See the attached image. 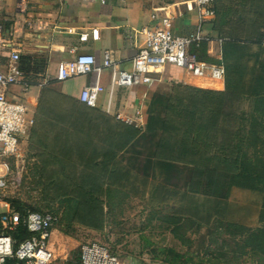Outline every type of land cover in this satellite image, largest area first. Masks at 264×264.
<instances>
[{
  "label": "crops",
  "instance_id": "obj_1",
  "mask_svg": "<svg viewBox=\"0 0 264 264\" xmlns=\"http://www.w3.org/2000/svg\"><path fill=\"white\" fill-rule=\"evenodd\" d=\"M27 2L28 13L21 14L18 9L19 5H23L21 0H0V27L3 29V39L0 37V41H12L21 56L44 65L45 76L52 81L51 88L69 95L74 101L84 104L79 98L81 91L85 88L94 90L92 105H84L87 106L85 110L94 108L95 113L68 115L60 121L61 127H66L65 123L69 121L77 122L78 130L75 132L82 139H90L93 143V146L88 147L85 144L84 151H80L81 155L72 153L71 161H77L80 169L126 168L146 176L154 184L187 193L186 197L191 200L205 197L189 194L193 166L158 160L155 157L166 108L178 85L230 91L245 97L264 96V42H252L243 28L255 24L258 15L264 17V5H250V0H215L216 18L206 25V31L213 41L201 46L206 52L200 60L209 64L222 62L226 70L228 67V74L229 62L235 57L238 66L248 67L252 63L253 73L259 74L252 86L247 87L245 82L238 79L230 85L227 74L223 81H212L207 78L197 79L189 71L167 66L153 71V81L149 85L116 87L111 91L110 68L58 82L55 79L58 66L63 61H73L82 53L94 55L101 66L105 51H110L117 69L130 71L132 59L143 45L141 29L153 25L155 15H175L176 34L187 35L196 29L197 11L191 8L188 0H112L107 5L87 0ZM25 17L45 23L43 31L36 34L22 32L11 37V21ZM92 29H98V39H93ZM81 34L89 36L87 41L80 40ZM219 38L226 40L220 43ZM1 43L0 59L6 60L10 48H5V44ZM246 72L248 73L247 70ZM43 89L32 86L23 94L20 86H13L9 95L12 100L23 101L28 106L30 115L36 109ZM137 112H140V116ZM119 115L121 118H136L140 126L125 123L118 118ZM122 126H134L141 133L126 148L119 150L117 146H112V140L117 139L118 129ZM205 199L213 204L211 211L206 212L210 219L219 218L222 224L237 225L251 231L264 227V194L261 191L235 186L227 199ZM131 264L138 263L133 261Z\"/></svg>",
  "mask_w": 264,
  "mask_h": 264
},
{
  "label": "rangeland",
  "instance_id": "obj_2",
  "mask_svg": "<svg viewBox=\"0 0 264 264\" xmlns=\"http://www.w3.org/2000/svg\"><path fill=\"white\" fill-rule=\"evenodd\" d=\"M250 2L264 5V0ZM263 20L258 15L255 24L243 27L252 42H264ZM236 59L229 62V74L227 67L229 84L238 79L247 87L252 86L259 74L253 73L252 63L241 67ZM247 99L246 108L253 104L252 100L256 101L251 110L259 122L256 129L248 124L247 131H257L264 139V97ZM51 102L57 108L48 105L45 113L55 114L45 115L40 101L30 112L20 155L6 159L7 187L0 193V199L11 206L51 211L59 216L60 223L54 227L50 241L49 264H79L81 247L88 242L105 245L121 264H264V233L222 224L219 218L210 219L206 212L211 211L213 204L205 197L191 200L183 192L154 184L146 176L130 171L124 174L123 169L115 171L118 181H107V185L94 178L92 170L78 168L77 161L68 159L69 150L65 155L57 152L59 146L54 140L63 135L72 137L71 141H81L80 135L72 131L77 130L78 123L69 121L65 123L68 128H62L52 119L95 113L94 108L85 110L86 105L75 101ZM252 142L242 148L264 153V144ZM76 147L72 151L78 155L85 148ZM91 192L102 202H90L91 195L87 193ZM99 212L103 213L101 223L89 218L99 216Z\"/></svg>",
  "mask_w": 264,
  "mask_h": 264
},
{
  "label": "built area",
  "instance_id": "obj_3",
  "mask_svg": "<svg viewBox=\"0 0 264 264\" xmlns=\"http://www.w3.org/2000/svg\"><path fill=\"white\" fill-rule=\"evenodd\" d=\"M19 12L27 14L28 2L21 0ZM107 5L112 0H87ZM192 9L197 11V27L187 35H179L174 30L175 15L166 13L164 16H154V24L141 29L143 45L132 59L130 71L117 69L110 51H105L103 63L98 65L97 59L91 54H78L71 62L59 64L55 76L56 81L65 82L77 77L100 71L103 68L112 70L111 91L116 87H135L149 85L153 81L152 73L156 68L175 66L189 71L197 79L223 81L227 70L220 63L209 64L199 59L193 51L203 44L213 41L206 31V25L216 18L215 0H188ZM41 21L30 17L15 19L10 23L11 37L22 32L36 34L43 31ZM3 29L0 27V37ZM93 39H98V29L91 31ZM88 35H80L81 41H87ZM225 38H219L223 43ZM5 48H10L7 59H0V193L7 187L6 174L9 169L8 158L17 157L21 152V142L26 136L29 123V108L21 100L10 98L11 87L20 86L23 94L31 86L25 80V72L20 68V51L8 41ZM51 79L46 77L37 87L44 88ZM94 90L85 88L80 93V101L92 105ZM110 109V108H109ZM140 116V112H137ZM121 118V115L118 116ZM127 124L139 127L136 118L122 117ZM4 168V169H3ZM58 215L51 212L17 210L8 202L0 199V264H49L52 259L50 241L54 227L59 222ZM79 264H121L119 257L105 245L98 242H88L82 245Z\"/></svg>",
  "mask_w": 264,
  "mask_h": 264
},
{
  "label": "trees",
  "instance_id": "obj_4",
  "mask_svg": "<svg viewBox=\"0 0 264 264\" xmlns=\"http://www.w3.org/2000/svg\"><path fill=\"white\" fill-rule=\"evenodd\" d=\"M201 48L194 50L199 59H202L206 52L205 48ZM19 66L25 72V80L31 86H38L46 78L44 65L37 63V61L34 62L31 58L21 56ZM48 86L44 87L40 99V107H42L41 111L43 113H45L44 107L48 105H52L54 110L57 108L51 100L60 103L74 101L69 95L51 88L50 84ZM247 98L251 97H245L230 91H214L182 85L174 88L166 108L155 157L158 160L193 166L189 194L227 199L231 189L235 186L258 190L264 194V153L258 151L252 153L242 148L243 144L250 143V141H253L252 144H264V139L257 134V131L252 133L247 131L248 124L256 129L257 123H259L256 115L251 110L252 107L255 108L254 103L256 104V101L252 100L253 104L246 108L245 105L249 100ZM256 98L254 97V99ZM51 114L55 113H45V115ZM80 114L83 115L84 113ZM64 116L68 115L54 117L52 121L60 123ZM62 128H68V126ZM140 133L141 130L134 126L119 127L117 139L113 138L112 146H117L119 150H123ZM71 139L72 137L63 135L60 138L54 137L57 144L55 146H59L57 152L65 155L69 150L68 152L73 157L71 154L74 153L72 149L77 148L76 146L81 147L85 144L93 146L90 139L86 140L81 137L82 140H79V142L78 140L71 141ZM85 170H92V176L100 178L106 184L107 181L114 183L116 180L118 181L117 174L114 175L116 170L106 168ZM123 171H126L124 174H127L130 170L123 168ZM166 190L168 189L166 188ZM175 192L181 193L179 191ZM87 194L91 195L90 202H102L93 197L92 192ZM182 194L187 195V193ZM13 207L23 213L26 210L43 213V211L28 209L23 206ZM91 210L95 211L94 208ZM99 213H101L99 216L90 215L89 218L101 223L103 213ZM262 218L264 221V211ZM59 223L60 220L57 225ZM92 223L89 222V225ZM91 226L96 227L97 225ZM259 230L264 233V227Z\"/></svg>",
  "mask_w": 264,
  "mask_h": 264
}]
</instances>
